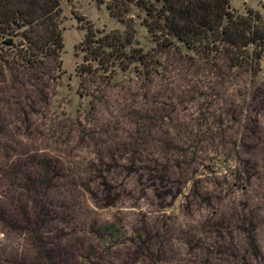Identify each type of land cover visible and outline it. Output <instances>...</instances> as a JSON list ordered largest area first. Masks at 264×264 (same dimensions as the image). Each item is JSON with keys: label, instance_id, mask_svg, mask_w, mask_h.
I'll list each match as a JSON object with an SVG mask.
<instances>
[{"label": "rangeland", "instance_id": "rangeland-1", "mask_svg": "<svg viewBox=\"0 0 264 264\" xmlns=\"http://www.w3.org/2000/svg\"><path fill=\"white\" fill-rule=\"evenodd\" d=\"M109 1L61 2L59 58L0 60V264H264V57L158 53L130 7L147 65L109 75L75 54L89 25L125 31Z\"/></svg>", "mask_w": 264, "mask_h": 264}, {"label": "trees", "instance_id": "trees-1", "mask_svg": "<svg viewBox=\"0 0 264 264\" xmlns=\"http://www.w3.org/2000/svg\"><path fill=\"white\" fill-rule=\"evenodd\" d=\"M62 1L0 0V60L5 61L10 52L14 63L34 69L59 58ZM114 2L109 1L107 10L125 31L104 33L89 25L83 42L75 47V54L76 49L89 53L91 61L109 75L126 72L132 65H147L150 54L132 47L135 31L126 21L130 7L144 12L141 25L158 53L184 50L214 71L222 66L256 69L264 57V20L252 9L237 13L229 0H120L119 12ZM111 60L112 64H102Z\"/></svg>", "mask_w": 264, "mask_h": 264}]
</instances>
